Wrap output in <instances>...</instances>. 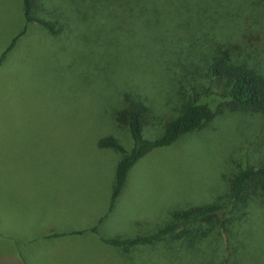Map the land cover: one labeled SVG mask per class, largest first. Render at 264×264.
<instances>
[{
    "label": "rangeland",
    "instance_id": "1",
    "mask_svg": "<svg viewBox=\"0 0 264 264\" xmlns=\"http://www.w3.org/2000/svg\"><path fill=\"white\" fill-rule=\"evenodd\" d=\"M103 3L37 0L33 15L48 28L25 22L22 0H0V53L24 29L0 63V264H206L209 233L206 244L183 240L172 250L103 239L144 236L174 208L225 198L230 175L264 151V117L222 109L201 63L232 30L210 27L206 16L228 14L230 3L109 0V10ZM153 20L159 42L143 36L154 35L145 24ZM242 20L252 22L243 29L264 33ZM260 41L255 58L263 70ZM125 92L145 105L147 138L159 136L189 96L216 113L138 159L109 209L120 156L97 141L111 136L129 147L118 116ZM77 226L83 234L48 238ZM217 239L225 245L223 233ZM223 255L228 262V250Z\"/></svg>",
    "mask_w": 264,
    "mask_h": 264
},
{
    "label": "trees",
    "instance_id": "2",
    "mask_svg": "<svg viewBox=\"0 0 264 264\" xmlns=\"http://www.w3.org/2000/svg\"><path fill=\"white\" fill-rule=\"evenodd\" d=\"M225 1L227 5L230 3L233 6H229L232 11L228 14L223 12L218 16H212V14L206 16L210 18V27L216 26L220 29L222 28L220 26H223L224 29H232L225 35L227 41L224 48L220 47L219 43L218 52L201 60L205 76L210 77L208 84L211 85L208 89H211L210 93L220 99L219 105L222 109L264 117V69L261 70L258 67L260 65L255 58L259 54L260 42H263L260 40L264 38V33L243 29V27L252 26V22L243 24L242 20L246 18L253 21L264 32V0H246V4H242L239 0ZM108 4L109 0H104L102 8L109 10ZM36 5L37 0H22L25 22L34 21L51 28L53 26L51 22L33 15L32 11ZM87 6H93L94 9V2ZM126 8L130 9V6L124 2L121 9L127 11ZM145 24L147 30V24L154 25V35L151 30L149 32L152 36L143 32L145 39L152 38L159 42L164 38L160 30L156 32L155 20L146 21ZM23 32L24 29L15 35L0 53V63ZM164 33L167 34V32ZM121 105H123L121 109L124 110L120 111L118 116L127 128L129 147L126 149L122 143L111 136L102 137L97 141L99 147H108L120 156L115 166L114 181L108 202L109 209L113 207L129 169L138 159L154 148L168 146L179 136L199 129L216 113L207 102L189 96L182 99L176 108L177 113L165 123L161 134L147 138L143 135L146 116L145 105L140 96L135 92H125ZM228 181L225 198L219 196L201 205L174 208L168 213V219L163 225L157 226L155 230L144 236L104 238L103 240L115 246L148 244L153 247L163 244L166 250L178 249L180 245L178 242L182 243L183 240L187 243L196 241V243L201 242L200 244L207 243L209 258L206 264H249L254 257L255 264H263L264 151L256 155L252 164L239 166L230 175ZM208 233L213 235L212 249L210 240L204 243V237L208 236ZM222 233L225 237V245L218 243L217 238ZM225 250H228V262L223 255Z\"/></svg>",
    "mask_w": 264,
    "mask_h": 264
},
{
    "label": "crops",
    "instance_id": "3",
    "mask_svg": "<svg viewBox=\"0 0 264 264\" xmlns=\"http://www.w3.org/2000/svg\"><path fill=\"white\" fill-rule=\"evenodd\" d=\"M84 230L85 229H82V227H75L74 229L70 230V231H67V230H62L60 232H56V233H50L49 237L48 238H55V237H59L61 235H65V234H68V235H77V234H83L84 233ZM81 231V232H79ZM46 238V239H48ZM69 241L68 240L66 243L67 245L69 244Z\"/></svg>",
    "mask_w": 264,
    "mask_h": 264
}]
</instances>
